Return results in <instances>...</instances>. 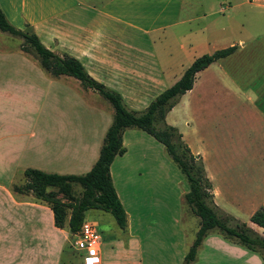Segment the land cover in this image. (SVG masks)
<instances>
[{
	"label": "crops",
	"instance_id": "1",
	"mask_svg": "<svg viewBox=\"0 0 264 264\" xmlns=\"http://www.w3.org/2000/svg\"><path fill=\"white\" fill-rule=\"evenodd\" d=\"M133 1L141 4L136 7ZM0 6L14 25L30 23L50 49L77 57L133 109L144 108L196 56L237 43L232 53L197 71L193 86L180 95L165 120L201 157L213 200L222 210L240 219L264 206V0H0ZM135 8L145 25H133ZM119 23L137 28L142 42H151L150 32L161 28L159 49H119L127 39L119 36ZM35 59L20 48H0V264H75L64 252L71 234L69 210L64 226H57L49 203L14 190L16 182L2 183V168L87 171L98 157L113 111L106 103L94 106L80 99L67 78L66 84L56 82ZM19 82L33 89L28 91L36 110L33 120H51L28 133L30 140H23L21 130H2V86ZM56 83L66 88L64 94L54 91ZM76 117L79 124L68 127ZM141 131L124 129L126 149L110 163L126 226L120 235H101L98 256L83 264H181L192 242L186 240L182 224L189 187L165 154L162 160H150V147L136 142L144 135ZM235 153L240 162L230 160ZM98 209H87L84 219L93 222ZM232 260L263 264L258 252L212 230L192 264Z\"/></svg>",
	"mask_w": 264,
	"mask_h": 264
},
{
	"label": "trees",
	"instance_id": "2",
	"mask_svg": "<svg viewBox=\"0 0 264 264\" xmlns=\"http://www.w3.org/2000/svg\"><path fill=\"white\" fill-rule=\"evenodd\" d=\"M0 29L21 37L20 48L33 54L45 71L53 76L66 74L76 77L83 87L98 91L113 108L112 120L103 136L98 157L87 171L60 173L26 167L23 170L24 182L14 184V190L32 193L35 198L49 203L54 213L55 224L59 227L64 226L69 210L68 225L71 233L80 228L85 211L89 208L110 212L117 224L124 228L127 215L112 182L110 163L116 154H121L126 149L122 141L124 129L138 127L164 145L168 155L184 174L189 187L184 193L185 201L199 217L195 236L181 264H192L202 239L212 230L230 241L258 252L264 264V234L259 233L246 221L225 212L214 202L212 183L205 172L201 157L194 154L189 145L181 139L177 127L165 120L166 113L180 95L193 86L197 71L217 58L232 53L237 48V43L196 56L181 76L155 95L143 109H133L125 104L117 90L94 78L77 57L50 49L35 31L14 25L1 6ZM74 183H78L82 188L78 196L70 200L58 196V193H63L72 197ZM249 220L264 227V206L256 208L249 216Z\"/></svg>",
	"mask_w": 264,
	"mask_h": 264
},
{
	"label": "rangeland",
	"instance_id": "3",
	"mask_svg": "<svg viewBox=\"0 0 264 264\" xmlns=\"http://www.w3.org/2000/svg\"><path fill=\"white\" fill-rule=\"evenodd\" d=\"M88 1H95V0H88ZM98 1V0H97ZM134 4H136V7L141 4V2L133 1ZM138 9L133 11V17H132V23L136 27V24L138 25H145V22H141L137 18L138 16ZM136 23V24H135ZM120 24V32L119 36L122 38L130 39L122 40L120 44H118L119 49L123 48H129V51L136 52L139 49H152L156 48L159 49L160 44V34L162 32L161 28L152 30L150 32V36L152 38V41H139L138 39H141L140 33L137 28L133 27L132 25H128L126 23H119ZM147 26V25H146ZM149 26V24H148ZM202 27V26H200ZM204 27V26H203ZM25 30L31 31L32 27L30 23L24 22V25L22 26ZM184 31V30H183ZM186 34L190 32L189 28L184 31ZM198 34L201 32L198 31ZM185 34V35H186ZM189 37V36H188ZM189 38H187L188 40ZM185 41V40H184ZM189 41V40H188ZM22 42V38L19 36H14L12 34H9L8 32L0 30V48L2 50H5L7 48H20ZM126 42V43H125ZM129 43V45L127 44ZM21 49V48H20ZM192 52V51H191ZM189 52V54H191ZM31 54V53H30ZM33 55V54H31ZM34 56V55H33ZM35 57V56H34ZM36 58V57H35ZM37 61V58L35 59ZM40 67V65H38ZM41 68V67H40ZM16 76V75H15ZM56 79V82H63L65 83V80L67 78V83L69 85V89L72 88L74 90H77L76 94L79 96L80 99L85 100L87 103L92 105H102V103H106L110 106L111 111H113V108L109 101H107L105 98L102 97V95L92 88H85L81 85L80 81L71 76V75H60V76H54ZM74 82L77 83V85L74 84ZM4 89H2V130H21L24 133L23 140H30V136L28 133H30L32 130H35L39 128L41 125H48L51 124V120L49 118L46 119V121H37L33 120L36 110L33 106L32 100H29L30 93L33 91L32 88H29L27 86H24L23 83L19 82L17 84L9 85V84H3ZM31 92H28V91ZM66 88L62 87L61 84L56 83L54 91L58 94H64ZM94 105V106H95ZM143 109V108H141ZM45 110V109H44ZM46 112V111H44ZM57 110H54V113H56ZM170 118V117H169ZM57 123V120H55ZM67 123V122H66ZM79 124V119L76 117L71 123V120L68 122V127H74ZM138 128V127H136ZM140 129V128H138ZM143 132L144 135L140 136L138 140L136 141L139 145H143L145 147H150V160H158L163 159L162 155L165 154L166 160L168 163L173 164L177 167V170H180L177 164L171 159V157L166 152L164 145L155 139L151 134ZM28 136V137H27ZM161 154V156H160ZM227 154V159H230V156ZM236 158V159H235ZM238 154L235 153V156H232L230 160L234 162V160H238ZM240 162V161H239ZM242 173V172H241ZM183 175V180L185 186H188L187 180ZM24 176H23V168L21 167H15L11 170H7L6 168H2V183L6 186L11 185L13 182H16V184H20L23 182ZM81 186L78 183L73 184L72 189V197L68 195H64L63 193H58V196L60 198H63L65 200L73 199L74 197L78 196L81 193ZM93 212V211H92ZM183 212H184V219L182 220V224H184V227H186V240L192 241L195 236V231L199 224V217L193 213L191 210L189 204L185 201V198L183 196ZM93 223L96 225L98 232L104 239H107L108 237H114V235H120L123 232V229L117 224L114 216L105 210L98 209L93 213ZM241 220L246 221L249 225V217L248 216H241ZM257 230L259 233H263L264 229L261 227H257ZM75 236L74 233H71L69 236V239L66 241L64 246V252L65 254L69 255L72 259V262L75 264H83V254L75 247ZM208 249L204 248L202 256H206ZM233 264V260H232Z\"/></svg>",
	"mask_w": 264,
	"mask_h": 264
},
{
	"label": "built area",
	"instance_id": "4",
	"mask_svg": "<svg viewBox=\"0 0 264 264\" xmlns=\"http://www.w3.org/2000/svg\"><path fill=\"white\" fill-rule=\"evenodd\" d=\"M75 247L83 254L85 261L96 258L101 246V235L96 225L84 219L80 228L74 232Z\"/></svg>",
	"mask_w": 264,
	"mask_h": 264
}]
</instances>
